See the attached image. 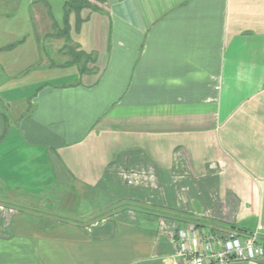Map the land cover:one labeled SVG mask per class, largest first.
I'll list each match as a JSON object with an SVG mask.
<instances>
[{"label":"crops","instance_id":"0c3cea01","mask_svg":"<svg viewBox=\"0 0 264 264\" xmlns=\"http://www.w3.org/2000/svg\"><path fill=\"white\" fill-rule=\"evenodd\" d=\"M58 1L0 0V71L40 23L91 61L0 94V264H171L193 220L264 246V0Z\"/></svg>","mask_w":264,"mask_h":264},{"label":"built area","instance_id":"2783aa9c","mask_svg":"<svg viewBox=\"0 0 264 264\" xmlns=\"http://www.w3.org/2000/svg\"><path fill=\"white\" fill-rule=\"evenodd\" d=\"M176 253L172 264H231L254 262L264 256L257 232H225L188 223L175 234Z\"/></svg>","mask_w":264,"mask_h":264},{"label":"rangeland","instance_id":"374dc122","mask_svg":"<svg viewBox=\"0 0 264 264\" xmlns=\"http://www.w3.org/2000/svg\"><path fill=\"white\" fill-rule=\"evenodd\" d=\"M56 1V3H54V8L55 9H61L60 8V4H62V1H58V0H54ZM89 3L91 5L96 6L95 4V0H91L89 1ZM56 4V5H55ZM40 9V8H39ZM42 10V9H40ZM50 24H48L49 26ZM41 27H45L44 31L46 30V37L42 38L41 40H39V49H40V55L38 57L39 63H33V65H28L26 68L24 67V69L22 71H17V72H3L0 71V94L3 90L9 89L10 87H12V89L15 88H19V85L21 86V92H22V96L24 95L23 93L26 90L31 89L30 86H32V84L34 83H42V81L45 82H52L53 79H55L56 77H59V72L61 71V69L58 67H54V69H45L44 66H46V64L48 65H54V66H59V65H65L66 62H73L75 61V59L79 60L80 59V63H82L84 70L88 69V65H90L91 61L89 57H81L79 56V54L75 53L70 56L69 58H65L63 56L64 52H68L70 53V49H74L73 44L70 46V43L67 42L66 38H62L61 39V35L58 30L55 28L52 29H46V27L48 28V26L46 25V23H40ZM60 36V38L58 39L56 36ZM65 55V54H64ZM22 68V65H21ZM75 70H70V72H74ZM73 74V73H72ZM7 76V78H6ZM2 104H0V107H3ZM26 105V104H25ZM5 112L4 115H6L7 117H10L9 114L13 113V109L9 108L8 105H5ZM13 106V105H12ZM17 106H19L18 108L22 109L24 107V105L22 103H18ZM23 109V111H24ZM13 110V111H12ZM0 112H2V110H0ZM15 115V114H14ZM13 116V115H12ZM5 120V119H4ZM11 122H15V120L11 117L7 118L6 123L7 125L10 127V123ZM4 135H0V142H1V138ZM106 200L104 199L103 202L101 203V205H99L100 207H104L105 205L107 206L108 203L105 202ZM186 226V225H185ZM183 226V227H185ZM179 229H177L175 232H177ZM170 233L173 232V229L170 228ZM176 234V233H175ZM172 263H173V259H172ZM171 263V264H172Z\"/></svg>","mask_w":264,"mask_h":264},{"label":"trees","instance_id":"16d2710c","mask_svg":"<svg viewBox=\"0 0 264 264\" xmlns=\"http://www.w3.org/2000/svg\"><path fill=\"white\" fill-rule=\"evenodd\" d=\"M84 7H92L90 4H89V2L88 1H86V0H72L71 1V3L69 4V9H70V12H73V11H78V10H80V9H83ZM68 26L66 25V23H65V28H64V30H63V32H66V34H64L63 32V35L64 36H62V37H67V34H68ZM70 53L71 54H74V51H73V49H70ZM79 54V53H78ZM79 56H81V57H83V56H85L83 53H80L79 54ZM80 59L79 60H77V59H75V61H73V62H67V64L66 65H74V64H80ZM6 136V134H4V136L1 138V140L4 138ZM202 222V220H193L191 223H194V224H196L198 227H200V226H202L203 224L201 223ZM241 233H249V231H247V230H241L240 231Z\"/></svg>","mask_w":264,"mask_h":264}]
</instances>
